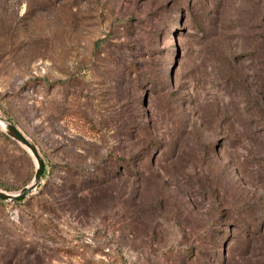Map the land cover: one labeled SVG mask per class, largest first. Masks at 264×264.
Masks as SVG:
<instances>
[{"label": "rangeland", "instance_id": "374dc122", "mask_svg": "<svg viewBox=\"0 0 264 264\" xmlns=\"http://www.w3.org/2000/svg\"><path fill=\"white\" fill-rule=\"evenodd\" d=\"M0 115V264H264V0H0Z\"/></svg>", "mask_w": 264, "mask_h": 264}, {"label": "water", "instance_id": "95a60500", "mask_svg": "<svg viewBox=\"0 0 264 264\" xmlns=\"http://www.w3.org/2000/svg\"><path fill=\"white\" fill-rule=\"evenodd\" d=\"M0 121L4 123V129L8 136L19 142L23 145L34 157L36 161V169L33 176V180L30 184L22 187L16 193H7L0 190V200L2 201H10V202H17L23 200L25 197L31 195L35 189L39 186L42 173L44 170V161L40 156L36 146L25 136L23 135L10 120L2 117L0 115Z\"/></svg>", "mask_w": 264, "mask_h": 264}, {"label": "bare ground", "instance_id": "6f19581e", "mask_svg": "<svg viewBox=\"0 0 264 264\" xmlns=\"http://www.w3.org/2000/svg\"><path fill=\"white\" fill-rule=\"evenodd\" d=\"M0 123L2 124L3 122L0 121ZM2 125H4V123Z\"/></svg>", "mask_w": 264, "mask_h": 264}]
</instances>
